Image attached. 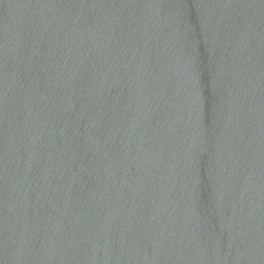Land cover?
I'll return each mask as SVG.
<instances>
[{"label":"water","instance_id":"obj_1","mask_svg":"<svg viewBox=\"0 0 264 264\" xmlns=\"http://www.w3.org/2000/svg\"><path fill=\"white\" fill-rule=\"evenodd\" d=\"M0 264H264V0H0Z\"/></svg>","mask_w":264,"mask_h":264}]
</instances>
